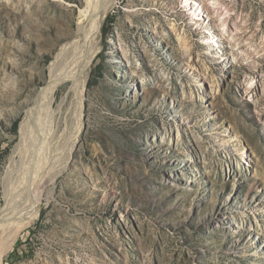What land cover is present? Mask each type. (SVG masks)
Returning a JSON list of instances; mask_svg holds the SVG:
<instances>
[{
  "label": "rangeland",
  "instance_id": "obj_1",
  "mask_svg": "<svg viewBox=\"0 0 264 264\" xmlns=\"http://www.w3.org/2000/svg\"><path fill=\"white\" fill-rule=\"evenodd\" d=\"M198 1L202 26L183 0H115L48 180L12 156L86 4L0 0V210L13 177H43L0 264H264V0ZM69 86L52 105L59 149L78 120Z\"/></svg>",
  "mask_w": 264,
  "mask_h": 264
},
{
  "label": "bare ground",
  "instance_id": "obj_2",
  "mask_svg": "<svg viewBox=\"0 0 264 264\" xmlns=\"http://www.w3.org/2000/svg\"><path fill=\"white\" fill-rule=\"evenodd\" d=\"M84 1L86 6L81 11L82 18L77 24L76 30L72 34H68V37L57 47L47 64V80L37 92L36 98L32 100L34 101L33 107L29 108L26 113L21 139L12 156V158L17 155L22 156L23 161L25 156V163H28L26 169L30 172L33 165L38 168L43 167L46 170L45 173L49 168L52 169L48 180H53L60 172L61 166L58 167L60 165L58 161L62 157L63 159L69 157V151L71 152V147L79 133L80 124L78 122L82 108L80 86L87 76L99 23L115 2V0ZM214 3V1H209L210 5H214ZM182 7L187 9L190 19L197 21L198 26H202L206 18L209 19L208 15H203L201 3L197 0H183ZM221 18L223 19V17ZM221 25L224 28V23ZM211 37L214 38V34H211ZM214 43L219 47L216 41ZM65 83L70 84L69 88L75 94L78 120L71 137L64 135L62 141L59 142L58 140V145L62 144V149H59L53 142L54 120L56 119L54 116L55 109L52 110V105L55 101L56 91L59 86ZM64 100L62 99L61 103ZM36 106L40 109L38 113ZM23 172L24 170L21 173ZM42 180L43 177L41 176H37L32 181L31 179L18 181L13 177V180L9 182L10 185L4 188L6 191L4 193L5 206L0 210V231L7 233V241L5 239L6 243L0 249V263L3 254L15 242L20 231L37 215L39 197L34 193L36 192L34 188Z\"/></svg>",
  "mask_w": 264,
  "mask_h": 264
},
{
  "label": "trees",
  "instance_id": "obj_3",
  "mask_svg": "<svg viewBox=\"0 0 264 264\" xmlns=\"http://www.w3.org/2000/svg\"><path fill=\"white\" fill-rule=\"evenodd\" d=\"M102 23V22H101ZM101 25V24H100ZM102 31V30H101ZM101 31H99V33H100V38H101ZM99 47H100V39H99V34H98V36H97V39H96V41H95V44H94V49H93V58L96 56V54H97V52H98V50H99ZM99 75V74H98ZM22 122V121H21ZM20 125H21V123H20ZM13 126H14V130H16V126H17V122L15 121L14 123H13ZM19 130H20V126H19Z\"/></svg>",
  "mask_w": 264,
  "mask_h": 264
}]
</instances>
